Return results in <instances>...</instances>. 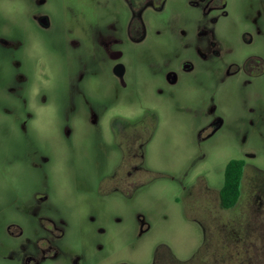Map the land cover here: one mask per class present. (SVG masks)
<instances>
[{"label":"rangeland","instance_id":"1","mask_svg":"<svg viewBox=\"0 0 264 264\" xmlns=\"http://www.w3.org/2000/svg\"><path fill=\"white\" fill-rule=\"evenodd\" d=\"M46 7L53 29L67 28L80 36L92 28L108 36L112 23L124 29L128 17L121 4L98 5L92 0H54ZM22 19L19 12L16 17L0 12V23L5 22L1 27L7 33L19 32ZM34 36L37 51H45L54 70L60 64L62 70L63 59L54 51L52 58L48 54L50 40L39 42ZM126 56L128 87L119 85L111 69L100 71L88 83L97 99L78 97L75 85L62 81L61 71L58 80L40 85L34 101L37 117L31 121L35 127L30 134L0 128V159L35 152L36 160H50L57 187L52 201L69 221V241L79 246L94 233L95 264H151L158 249L180 260L198 256L197 264H264V173L260 172L264 170V130L223 129L212 134L191 129L189 119L181 116L185 113L179 112L181 101L187 98L174 99L159 92L165 73L148 66L139 49L129 47ZM8 79L6 74L0 81ZM66 92L73 93L72 109L65 103ZM151 112L155 117L149 118V125L154 128L143 149V163L149 170L143 174V185L124 192L116 190L112 180L108 193L111 186L104 175L130 155L124 140H114L113 120L120 118L114 125H121L123 119L135 122ZM14 119L0 115V125H15ZM5 134L8 137L2 138ZM232 159H244L246 166L241 197L234 207L225 209L218 192ZM2 170L0 190L6 196L18 184V174L13 168ZM202 180L208 191L200 190ZM100 181L107 192L101 191L94 201V196L77 190ZM20 184L21 202L0 212L3 241L9 237L5 225L10 220L22 224L24 236L33 235L29 185L22 177ZM185 188L190 189L189 196ZM89 212L95 213L93 225L86 220Z\"/></svg>","mask_w":264,"mask_h":264},{"label":"flooded vegetation","instance_id":"2","mask_svg":"<svg viewBox=\"0 0 264 264\" xmlns=\"http://www.w3.org/2000/svg\"><path fill=\"white\" fill-rule=\"evenodd\" d=\"M52 1L0 0V12L14 13L15 17L19 12L23 17L22 29L16 33L5 32L1 27L5 22L0 23V80L9 74L7 81H0V115L13 117L16 122L3 123L1 129L30 134L35 127L31 121L37 117V89L58 80L59 71L64 84L75 85L78 97L95 98L88 83L100 71L109 69L119 85L127 88L130 72L125 58L128 48L133 47L145 54L148 66L165 73L160 93L174 99L187 98L181 101L179 112L185 113L181 116L189 119L191 129L212 134L223 129L264 130V0H92L98 5L121 4L128 13L125 28L112 23L108 36L99 28L87 30L86 36L67 28L53 29L46 7ZM35 34L39 42L50 40L48 54L52 58L54 51L63 59L62 70L61 64L54 70V63L43 55L45 51H37ZM43 48L46 50V45ZM119 65L121 74L116 71ZM72 94L65 93L69 109ZM144 116L135 122L123 119L121 125H114L120 118L113 120L114 140H124L130 155L122 157L114 171L104 175L111 186L108 193L112 192V180L115 189L124 192L143 185V174L149 171L143 163V149L154 128ZM35 157V152H27L0 159L4 160L0 161V172L13 168L18 174L12 193L6 191L4 196V190H0V212L21 202V177L29 185V204L34 206L32 236H24V227L16 220L5 225L9 237L0 239V264H95L94 233L80 247L69 241V221L52 201L57 187L50 160L43 163ZM104 181L94 187L83 184L77 190L83 196H94V201L106 190ZM200 183V190L208 191V185L203 180ZM185 189L189 196L190 189ZM86 220L93 225L95 213L89 212ZM160 252L158 249L151 264L159 259ZM168 253L162 258L168 261L166 264L175 261L174 254Z\"/></svg>","mask_w":264,"mask_h":264},{"label":"trees","instance_id":"3","mask_svg":"<svg viewBox=\"0 0 264 264\" xmlns=\"http://www.w3.org/2000/svg\"><path fill=\"white\" fill-rule=\"evenodd\" d=\"M154 115V113H148L143 117V119L149 120L151 116L154 118ZM245 166L246 161L244 159H232L226 166L224 173V184L219 191L220 204L225 209L234 207L241 197ZM260 172L264 173V170H260ZM165 253L163 252L162 254L160 252V257L155 261V264H162L161 262L166 264L168 262L165 259H162ZM169 254L172 255L171 253ZM173 256L175 257V263L173 262L169 264H197L199 259L198 256H195L189 260H180L175 255Z\"/></svg>","mask_w":264,"mask_h":264},{"label":"water","instance_id":"4","mask_svg":"<svg viewBox=\"0 0 264 264\" xmlns=\"http://www.w3.org/2000/svg\"><path fill=\"white\" fill-rule=\"evenodd\" d=\"M117 73H119V74H121L122 73V70H121V67H120V65L117 67Z\"/></svg>","mask_w":264,"mask_h":264}]
</instances>
